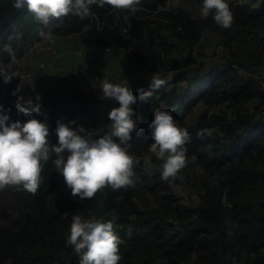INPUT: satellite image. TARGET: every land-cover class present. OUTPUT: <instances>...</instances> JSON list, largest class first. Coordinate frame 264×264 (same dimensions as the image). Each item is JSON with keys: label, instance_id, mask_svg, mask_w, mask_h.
<instances>
[{"label": "trees", "instance_id": "1", "mask_svg": "<svg viewBox=\"0 0 264 264\" xmlns=\"http://www.w3.org/2000/svg\"><path fill=\"white\" fill-rule=\"evenodd\" d=\"M166 1L0 0V264H264V3L203 0L195 16L157 12ZM43 30L108 47L157 87L135 105L74 82L75 108L49 124L13 76L24 47L6 51Z\"/></svg>", "mask_w": 264, "mask_h": 264}, {"label": "rangeland", "instance_id": "2", "mask_svg": "<svg viewBox=\"0 0 264 264\" xmlns=\"http://www.w3.org/2000/svg\"><path fill=\"white\" fill-rule=\"evenodd\" d=\"M190 1L191 3H189V6L193 15H203L208 11V8L206 10L198 9L199 3H204L203 0ZM183 2L186 4L185 0H183ZM56 7L57 3L55 4V8ZM55 11L57 10L55 9ZM34 15L35 18L39 20L47 18L48 24L46 25H49L55 18L50 11L40 14L42 17H40L38 13ZM43 36H46V42H44V40L40 41L38 38ZM56 36L51 35L49 31L46 32L43 30L41 34L33 36L32 39L25 40L23 38L21 44L17 42L18 46H22L26 50L36 41H40L44 45V47L35 49V51L30 54V58H28L29 55L24 56L19 66L20 71L15 77L20 81L21 88L27 91H23L25 100H27L29 96L26 88V86L29 85L32 86L34 90L41 92V100L49 99L48 104H40V106H44L45 108V118L49 124H56L60 118L58 114L53 112L54 110L60 111L61 113L62 111L75 108L77 103L71 100L74 87L72 84L74 82L79 83V86L76 87H79L84 94L102 97L106 93L120 91L124 92L128 100H132V103L138 101L136 100L137 98H141L144 92L146 93L147 90L151 89L153 83L156 84V81L153 82V80H151V82H148L149 78L146 79L148 74H150L149 72L144 73L146 68L136 66L135 64L132 65L128 60H125L123 56L110 55L112 52L111 49H109L107 53H104L103 57L99 56L97 59H94L102 66L101 78L95 80L88 71L89 64L78 62V58H72L73 53H70L76 52L78 46L86 44L85 39L81 36L74 37L73 35L59 37L56 34ZM19 40L21 39H16L15 42ZM10 46L11 45L8 47ZM206 52L208 54H214L216 51L206 50ZM80 53L81 51H78V54ZM197 53H199L198 50L195 54ZM32 60H36V63L39 64V72L37 73L31 70L28 71V64ZM108 61L112 62L110 66L114 71L110 70L112 69L111 67H109L110 69L107 67ZM116 63L122 66H119L117 69ZM50 68L52 69L50 70ZM80 69H82V71H80ZM133 74L137 75L136 79H123V76ZM145 80L147 81L144 85L143 81ZM51 81L52 83H50ZM92 227H95L93 221Z\"/></svg>", "mask_w": 264, "mask_h": 264}, {"label": "built area", "instance_id": "3", "mask_svg": "<svg viewBox=\"0 0 264 264\" xmlns=\"http://www.w3.org/2000/svg\"><path fill=\"white\" fill-rule=\"evenodd\" d=\"M213 1L217 5H220L223 3V1H225L229 4L234 3V4L239 5V6H248L250 8H256L257 6L260 5V4H258L259 0H213ZM118 2L122 5L123 8H130L132 6H137V5H132L131 2H127V1L126 2L125 1H123V2L118 1ZM181 5H183V0H167L164 4H158L157 5V12H159V11H172V10L177 11L178 7ZM86 29L88 30V29H90V27L88 26ZM50 34L53 36H56V34H53V33H50ZM84 34H86V31H84ZM74 37H76V36H74ZM39 40L40 41L44 40V42H46V36L42 37ZM40 41L34 42L30 47L27 48V50L24 48L22 50V52L17 56V58L15 60L16 65H15V68L13 70V76L14 77L20 71L19 66H20L21 61L24 58V56L29 55L28 58H30V56H31L30 54H32L35 51V49H38L40 47H44V45ZM77 48H78V50H76V52H70V53H76V55L79 56V58L82 60L83 63L89 64L88 71L92 74V78L95 80H99L101 78L102 66L94 60V59H97L98 56L94 57L93 53L94 52L95 53H101L102 52L104 54V53L108 52L109 48L105 47V46H98L92 42H90V44H83L81 46H78ZM8 51L11 54H14V55L16 54V51L12 46L8 47ZM38 51H40V50H38ZM78 51H81V53L78 54ZM80 71H82V69H80ZM18 82H20V81L18 80ZM25 92H27V91L25 90ZM134 104L138 105L137 102ZM40 110L42 112L43 118L46 120V118H45L46 112H45L44 106H40ZM118 110H120L123 113V115H122L123 121L127 120L129 118V115L131 116V114H132V112H130V108L127 106H119ZM107 140H108V138L100 140L99 142H105ZM5 167H6L5 157H4L3 153H1L0 154V175H2L4 173ZM90 220L91 219L89 218L86 229L84 230L85 233L87 232V227L89 225ZM77 229L78 228L75 227L74 231L76 232ZM67 244H73L77 250H86L88 247H90L89 241L87 239L84 242L83 241L80 242L79 240H76L74 238H70L68 240Z\"/></svg>", "mask_w": 264, "mask_h": 264}, {"label": "crops", "instance_id": "4", "mask_svg": "<svg viewBox=\"0 0 264 264\" xmlns=\"http://www.w3.org/2000/svg\"><path fill=\"white\" fill-rule=\"evenodd\" d=\"M189 3H191V2H187V0H186V6L188 7L189 6ZM262 3H264V0H259V2H258V4H262ZM184 4V3H183ZM190 7V6H189ZM208 8V10H209V6L207 5V3H199V7H198V9H207ZM86 41V40H85ZM86 43H89V42H87L86 41ZM38 66H39V64H37L36 63V60H32V61H30L29 62V64H28V71L29 70H31V71H34V72H39V69H38ZM52 68H50V70H51ZM24 72H27V71H24ZM26 78V77H25ZM50 83H52V81L50 82ZM30 86V85H29ZM32 87V86H31ZM157 86H152L151 87V89H155ZM33 89V88H32ZM40 90V89H39ZM44 92V91H43ZM44 94H45V92H44ZM45 103H46V101H49V99H44L43 100ZM62 110H65V109H62ZM57 111V110H56ZM58 113L60 112V111H57Z\"/></svg>", "mask_w": 264, "mask_h": 264}, {"label": "clouds", "instance_id": "5", "mask_svg": "<svg viewBox=\"0 0 264 264\" xmlns=\"http://www.w3.org/2000/svg\"><path fill=\"white\" fill-rule=\"evenodd\" d=\"M50 33H52V32H50ZM53 34H55V33H53ZM44 37V36H43ZM39 39H41L42 37H38ZM22 41V39L21 40H19V41H16L15 43H11V44H7L6 45V51H8V46L9 45H11L13 48H14V46L13 45H17V42H21ZM18 46V45H17ZM15 49V48H14ZM9 52V51H8ZM91 226H92V221H91Z\"/></svg>", "mask_w": 264, "mask_h": 264}]
</instances>
